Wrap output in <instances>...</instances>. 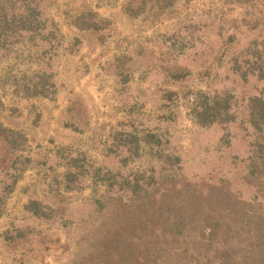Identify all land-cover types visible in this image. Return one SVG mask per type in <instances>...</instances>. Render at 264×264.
<instances>
[{"label":"rangeland","instance_id":"obj_1","mask_svg":"<svg viewBox=\"0 0 264 264\" xmlns=\"http://www.w3.org/2000/svg\"><path fill=\"white\" fill-rule=\"evenodd\" d=\"M225 1L145 0L136 16L127 0H49L51 52L26 39L0 61V124L22 161H41L20 168L6 191L0 264H137L130 247L146 251L144 264H264V167L248 173L250 139L238 126L192 117L198 96L241 106L262 89L230 74L218 29L242 33L233 48L241 50L264 35V6L248 33L249 14ZM81 15L98 29L80 28ZM174 71L192 75L175 83ZM41 80L45 94L34 88ZM169 92L179 99L165 108ZM131 136L139 156L125 162L120 147ZM71 160L83 190L65 182ZM97 171L119 179L104 184ZM31 199L65 216L37 220Z\"/></svg>","mask_w":264,"mask_h":264},{"label":"trees","instance_id":"obj_2","mask_svg":"<svg viewBox=\"0 0 264 264\" xmlns=\"http://www.w3.org/2000/svg\"><path fill=\"white\" fill-rule=\"evenodd\" d=\"M264 0H226L224 8L229 6H236L245 13L249 14L250 20L243 19L242 27L246 29L248 33L255 32L258 27L263 23L262 12L259 11L254 16L257 8L264 6ZM49 0H0V61L6 55H9L13 47L21 41L36 40L39 39L43 45L44 50H48L53 46L54 39H56L53 31H55L52 23L53 20L48 15ZM145 8V0H127L125 9L131 15L140 14ZM252 13V14H250ZM80 17V18H79ZM77 18L82 22L80 28L84 30L95 31L98 29L97 21L92 16L81 15ZM220 44L218 46L221 58H228V71L231 75L238 77L244 83L254 79L257 83L262 85V89L254 95H251L247 100L239 101L241 106L237 102L234 106L231 105L230 96L214 95L211 97L198 96L196 102L198 106L192 109V117L196 120L198 125H213L216 124L222 128H227L229 125L238 126L250 139L249 149L250 155L248 158L247 171L250 175H255L259 170L264 167V35L254 37L253 40L241 50L236 51L234 48L237 44V38L242 34L239 32H233L223 27L218 29ZM51 52V49L50 51ZM218 58V60H222ZM205 71L202 72L204 76L210 78L213 69L209 64L205 63ZM192 75V72L186 71H174L169 73L171 82H182ZM202 75V76H203ZM43 79V77H42ZM47 83L41 80L36 83L34 88L37 90L40 88L41 94H45L43 90L47 89ZM165 102L166 108L173 106L174 101L179 99V94L175 92H169L161 97ZM233 109H236L233 112ZM125 150L124 161L130 159H136L139 156L140 147L138 140L135 136L124 139L121 144ZM21 145L18 142L15 134L4 128L0 124V176H3V180L0 179V215L3 212L4 202L6 200V191L12 182V178L22 170L20 168H26L27 170L35 168L41 164V161H36L33 158L27 157L24 161L20 156ZM127 156V157H126ZM22 162L26 163L22 164ZM46 163V162H44ZM21 166V167H20ZM75 163L73 160L69 161L66 165V171L64 173V179L68 187L71 190H83L80 187L81 177L83 172L79 174L76 172ZM98 178H101V182H111L118 180V174H108L101 176L99 171L96 172ZM110 175V176H109ZM96 179L97 177L94 176ZM122 181V185H124ZM224 183V180L220 181ZM79 184V185H77ZM74 188V189H72ZM141 189L138 185H133L131 188V195L139 194ZM28 214L37 220H52L53 215L65 216L62 210L59 213L60 208L55 210L53 206L48 204H42L36 200H30L26 205ZM53 216V217H52ZM175 225V224H174ZM119 233V231H116ZM172 232V230H171ZM176 232L173 231L172 234ZM176 236V235H174ZM116 238L113 239V243H116ZM127 251V256H135L134 259L138 260L137 264H144L148 261L149 257L146 255V251L137 248L130 247ZM137 251V253H135ZM147 256V260L144 258Z\"/></svg>","mask_w":264,"mask_h":264}]
</instances>
